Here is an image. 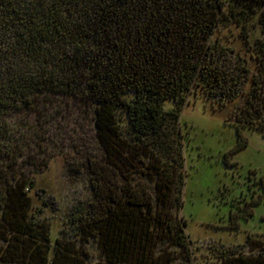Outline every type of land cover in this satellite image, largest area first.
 <instances>
[{
    "label": "trees",
    "instance_id": "1",
    "mask_svg": "<svg viewBox=\"0 0 264 264\" xmlns=\"http://www.w3.org/2000/svg\"><path fill=\"white\" fill-rule=\"evenodd\" d=\"M250 15L263 36L254 71L212 39L230 22L246 39ZM195 87L225 104L245 97L236 133L264 135V0H0V264L188 261L178 125ZM14 113L35 114L36 131ZM66 113L92 124L91 198L66 220L76 235L52 241L29 192L50 156L43 127ZM246 243L253 253L223 252L220 264H264V239Z\"/></svg>",
    "mask_w": 264,
    "mask_h": 264
},
{
    "label": "rangeland",
    "instance_id": "2",
    "mask_svg": "<svg viewBox=\"0 0 264 264\" xmlns=\"http://www.w3.org/2000/svg\"><path fill=\"white\" fill-rule=\"evenodd\" d=\"M258 17L250 15L246 20V39L242 38V25L235 22L220 26L212 37L245 58L253 71V42L263 38ZM249 87L247 83L244 90ZM244 102L243 96L226 104L216 98L207 99L200 87L187 95L178 126L183 156V167L179 169L183 173L181 213L186 220L190 254L187 261L185 256L174 253V264H220L218 256L223 252L241 248V252L253 253L247 238L264 239V135L247 128L240 136L236 133L235 114ZM172 107L171 100L164 102L166 110ZM24 116L14 113V125L26 120L36 131L37 116ZM73 116L66 113L43 127L47 133L40 149L50 156L29 192L32 211L47 223L52 241L62 235H76L66 220L74 207L91 198L89 175L83 163L85 144L89 141V147H93L92 124L88 118L76 117L74 121ZM79 120L87 131L86 137L83 133L80 137L81 131L74 124ZM87 249L91 261L100 259L94 244Z\"/></svg>",
    "mask_w": 264,
    "mask_h": 264
}]
</instances>
